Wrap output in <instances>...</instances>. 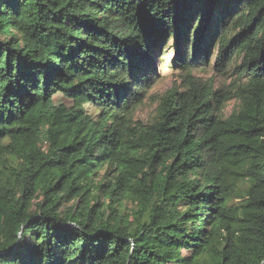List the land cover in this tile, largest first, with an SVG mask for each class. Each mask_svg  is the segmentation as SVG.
Returning a JSON list of instances; mask_svg holds the SVG:
<instances>
[{"label":"trees","instance_id":"obj_1","mask_svg":"<svg viewBox=\"0 0 264 264\" xmlns=\"http://www.w3.org/2000/svg\"><path fill=\"white\" fill-rule=\"evenodd\" d=\"M0 264H264V0H0Z\"/></svg>","mask_w":264,"mask_h":264},{"label":"rangeland","instance_id":"obj_2","mask_svg":"<svg viewBox=\"0 0 264 264\" xmlns=\"http://www.w3.org/2000/svg\"><path fill=\"white\" fill-rule=\"evenodd\" d=\"M169 43L163 47L165 55L161 57L158 55L157 59L154 61L156 75L158 80L149 90L146 100L143 104L136 110L135 119L139 121L148 122L154 115V110L157 107L156 99L160 97L165 91H167L173 84L178 81V73L172 72L170 68V63L173 56V49L166 48ZM166 48V49H165ZM215 55L214 51L209 59V65L200 66L192 70V75L200 87H204L211 84V89L226 91L229 89V85L232 82L231 74L229 72L222 73L215 68ZM165 75V76H164ZM164 76V77H161ZM183 89V88H182ZM52 104L62 109L63 111L70 110L72 108V102L63 96L57 95L53 98ZM236 107L235 101H228L223 106V114L225 116L229 115L233 109ZM129 207V206H128Z\"/></svg>","mask_w":264,"mask_h":264}]
</instances>
